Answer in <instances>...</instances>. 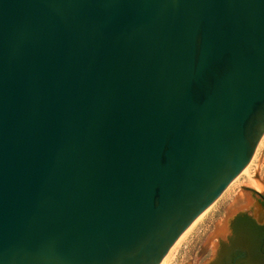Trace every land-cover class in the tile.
I'll return each mask as SVG.
<instances>
[{"label":"water","instance_id":"1","mask_svg":"<svg viewBox=\"0 0 264 264\" xmlns=\"http://www.w3.org/2000/svg\"><path fill=\"white\" fill-rule=\"evenodd\" d=\"M263 132L264 0H0V264H159Z\"/></svg>","mask_w":264,"mask_h":264},{"label":"flooded vegetation","instance_id":"2","mask_svg":"<svg viewBox=\"0 0 264 264\" xmlns=\"http://www.w3.org/2000/svg\"><path fill=\"white\" fill-rule=\"evenodd\" d=\"M253 179L256 186L240 185L219 211L201 264H264V171Z\"/></svg>","mask_w":264,"mask_h":264},{"label":"rangeland","instance_id":"3","mask_svg":"<svg viewBox=\"0 0 264 264\" xmlns=\"http://www.w3.org/2000/svg\"><path fill=\"white\" fill-rule=\"evenodd\" d=\"M258 159V163H257ZM257 163V169H256ZM264 140L262 145L259 146L255 153L253 162L251 163V168L249 176L243 174L238 177L236 183L230 185L226 188L221 196L214 202L213 207L205 214L203 219L197 224V227L190 232L187 237L181 242L176 252L175 258L171 264H184L189 261L190 264H200L205 253L210 250L209 243L206 246L205 252L197 258L196 254L199 250L200 245L204 242L206 235L213 230V222L217 220V216L220 215L219 211L224 207L226 202L238 191L240 185L251 184V179H253V174L255 172H263L264 170ZM243 179V180H242ZM243 181V182H242Z\"/></svg>","mask_w":264,"mask_h":264},{"label":"bare ground","instance_id":"4","mask_svg":"<svg viewBox=\"0 0 264 264\" xmlns=\"http://www.w3.org/2000/svg\"><path fill=\"white\" fill-rule=\"evenodd\" d=\"M264 140V132L261 135L255 150L249 160V162L244 166V168L233 178V180L229 183V185L226 187L228 188L230 185L234 184L237 182L238 177L240 175H247L249 176V172H250V168H251V163L253 162V159L255 157V153L257 151V149L259 148L260 145H262ZM243 180V179H242ZM254 179H251V184H254L256 186V183L253 181ZM243 182V181H242ZM235 185V184H234ZM225 188V189H226ZM258 188V187H256ZM224 189V190H225ZM223 190V191H224ZM223 191L219 194V196L211 203L209 204L204 211L192 222V224L178 237V239L169 247V249L167 250V252L164 254V256L161 258V260L159 261V264H171L172 261L175 258L176 252L178 250L179 245L181 244V242L187 237V235L193 231V229H195V227H197V224L203 219V217L205 216V214L213 207L214 202L221 196V194L223 193ZM202 222V221H201Z\"/></svg>","mask_w":264,"mask_h":264}]
</instances>
